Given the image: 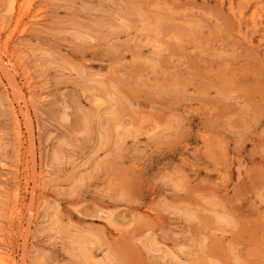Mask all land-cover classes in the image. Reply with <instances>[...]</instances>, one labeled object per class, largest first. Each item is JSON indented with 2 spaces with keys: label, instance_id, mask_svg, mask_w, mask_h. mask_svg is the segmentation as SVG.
I'll return each instance as SVG.
<instances>
[{
  "label": "rangeland",
  "instance_id": "374dc122",
  "mask_svg": "<svg viewBox=\"0 0 264 264\" xmlns=\"http://www.w3.org/2000/svg\"><path fill=\"white\" fill-rule=\"evenodd\" d=\"M263 49L264 0H0L1 264H264Z\"/></svg>",
  "mask_w": 264,
  "mask_h": 264
},
{
  "label": "bare ground",
  "instance_id": "6f19581e",
  "mask_svg": "<svg viewBox=\"0 0 264 264\" xmlns=\"http://www.w3.org/2000/svg\"><path fill=\"white\" fill-rule=\"evenodd\" d=\"M229 9H231V8H229ZM172 22V21H171ZM239 40V39H238ZM234 42V41H233ZM242 44V43H241ZM253 44V43H252ZM250 45V44H249ZM237 46V45H236ZM248 46V45H247ZM254 46V45H253ZM243 47V46H242ZM250 47V46H249ZM251 47H252V45H251ZM255 47V46H254ZM236 48V47H235ZM248 51L250 50V49H247ZM264 50V49H263ZM262 50V51H263ZM225 51V50H224ZM246 52V51H245ZM216 53H218V52H216ZM256 53V52H255ZM258 54V53H257ZM263 54V53H262ZM217 55V54H216ZM264 55V54H263ZM223 57V56H222ZM240 57H244L243 55L241 56L240 55ZM238 58V57H237ZM133 59V58H132ZM134 60V59H133ZM245 60V59H244ZM257 60V59H256ZM236 61V60H235ZM134 62V61H133ZM205 63V62H204ZM233 64V63H232ZM226 67V66H225ZM242 67V66H241ZM245 68V67H244ZM235 69V68H234ZM188 71V70H187ZM251 71V70H250ZM218 73V72H217ZM221 73V72H220ZM226 73V72H225ZM225 75V74H224ZM227 76V75H226ZM229 76H232V75H229ZM228 76V77H229ZM231 77H229V79H230ZM236 78V77H235ZM234 78V79H235ZM188 80V79H187ZM234 81V80H233ZM177 82V81H176ZM219 82V81H218ZM215 83V82H214ZM228 83H229V81H228ZM234 83V82H233ZM236 83V82H235ZM173 87V86H172ZM177 87V86H176ZM176 87H173V89L174 88H176ZM231 87V86H230ZM233 87H235V86H233ZM224 88H225V86H224ZM228 88V87H227ZM232 88V87H231ZM171 89V88H170ZM175 90V89H174ZM226 90H228V89H226ZM232 90V89H231ZM131 92V91H130ZM135 93V92H134ZM219 93V92H218ZM251 93V92H250ZM252 94V93H251ZM222 95V94H221ZM237 95V94H236ZM195 96V95H194ZM198 96H200V95H198ZM249 96V95H248ZM264 96V95H263ZM133 97V96H132ZM200 97H202V96H200ZM203 97H205V96H203ZM224 97V96H223ZM226 97V96H225ZM228 98V97H227ZM254 98V97H253ZM131 101V100H130ZM260 105V104H259ZM264 105V104H263ZM262 105V106H263ZM215 106H217V105H215ZM215 106H213V108L215 107ZM261 106V105H260ZM260 106H259V108H260ZM210 108V107H209ZM219 108V107H218ZM221 108V107H220ZM261 109V108H260ZM209 110V109H208ZM187 111V110H186ZM262 111H264V109L262 110ZM259 112V111H258ZM20 113V112H19ZM223 113V112H222ZM210 114V113H209ZM212 114V113H211ZM210 114V115H211ZM21 115V114H20ZM213 115V114H212ZM261 115H262V113H261ZM189 116V115H188ZM218 116V115H217ZM217 116H216V118H217ZM210 117H212V116H210ZM207 119H209V118H207ZM213 119V118H212ZM210 120V119H209ZM151 125H153V124H151ZM151 127V126H150ZM153 127L155 128V126L153 125ZM159 127V126H158ZM151 131V130H150ZM152 133V132H151ZM154 133V132H153ZM163 137V136H162ZM222 153H224V152H222ZM218 158V157H217ZM221 158V157H220ZM238 175V174H237ZM238 178V177H237ZM240 181V180H239ZM234 212V211H233ZM234 214V213H233ZM247 227V226H246ZM247 229V228H246ZM246 229H242V230H246ZM253 229V228H252ZM248 230V229H247ZM246 230V231H247ZM250 230V229H249ZM248 230V231H249ZM241 232V231H240ZM250 232V231H249ZM242 233V232H241ZM253 233H254V231H253ZM240 234V233H239ZM250 234V233H249ZM237 235V234H236ZM254 236H256V235H254ZM240 237V236H239ZM233 238V237H232ZM252 238V237H251ZM253 239V238H252ZM224 241V240H223ZM252 242V241H251ZM217 243H221L220 241L219 242H217ZM236 243H237V241H236ZM254 243V242H253ZM253 243L251 244V245H253ZM250 244V243H249ZM215 245H216V243H215ZM124 246V245H123ZM209 246V245H208ZM211 246H214V245H211ZM217 246V245H216ZM249 246V245H248ZM255 246V245H254ZM219 247V246H218ZM223 247V246H222ZM239 247V246H238ZM220 248V247H219ZM233 248H235V246L233 247ZM251 248V247H250ZM217 250V249H216ZM246 250V249H245ZM249 250V249H248ZM221 251V250H220ZM219 250H217V252H220ZM228 251V250H227ZM235 251H236V249H235ZM221 253H222V251H221ZM88 256V255H87ZM216 256V255H215ZM2 257V256H1ZM0 257V264L3 262V260L4 259H2ZM4 258V257H3ZM5 261V260H4ZM6 262V261H5ZM7 264V263H6Z\"/></svg>",
  "mask_w": 264,
  "mask_h": 264
}]
</instances>
